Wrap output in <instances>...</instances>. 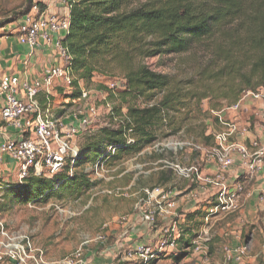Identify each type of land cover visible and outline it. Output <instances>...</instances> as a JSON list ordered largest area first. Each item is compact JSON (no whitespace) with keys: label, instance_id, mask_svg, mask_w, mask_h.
Wrapping results in <instances>:
<instances>
[{"label":"trees","instance_id":"trees-1","mask_svg":"<svg viewBox=\"0 0 264 264\" xmlns=\"http://www.w3.org/2000/svg\"><path fill=\"white\" fill-rule=\"evenodd\" d=\"M65 1L70 29L62 44L72 58L74 87L78 88L79 81L89 88L97 79H120L121 105L127 107L136 139L135 145L126 147L122 128L104 127L98 132L102 144L83 146L79 163L105 160L103 143L119 147L114 160L138 155L157 141L162 126L167 128L166 137L186 131L185 122L191 115L207 122L201 137L209 146L214 144L215 128L211 126L219 122L212 114L221 113L224 103L227 107L236 104L246 91H264V0ZM27 3V14L34 3L46 10L42 2ZM194 47L207 49L211 56L190 78L155 72L146 63L156 57L186 54ZM98 89L108 92L106 85ZM159 95L146 107L134 104ZM94 148L103 155L93 153ZM96 184L84 172L70 176L66 171L52 180L31 176L16 187V198L6 202ZM194 238L190 229L183 231L178 247L189 248Z\"/></svg>","mask_w":264,"mask_h":264},{"label":"rangeland","instance_id":"rangeland-1","mask_svg":"<svg viewBox=\"0 0 264 264\" xmlns=\"http://www.w3.org/2000/svg\"><path fill=\"white\" fill-rule=\"evenodd\" d=\"M28 7L27 0H0V25L4 27L0 30V41L2 43L6 41L3 40L4 36L10 37L14 35L18 25L25 18ZM210 56L211 54L207 49L194 47L186 54L156 57L148 59L146 63L155 72L186 79L193 76L201 64L205 63ZM58 59L59 63L62 64L60 57ZM105 84L106 82L103 80L97 79L89 88H85L99 93L101 90L98 89V86ZM58 89H62L60 90L61 95H64V92L70 93V95L66 94L65 98L72 97L75 93H79L78 96H80V90L77 88L72 91L62 87ZM120 91L121 89L111 93L107 100H104L101 95L95 94L93 96L94 102L99 109V116L92 121L86 132L80 136V150L85 145H98L101 143L98 132L102 128L112 127L117 129L119 122L106 115L104 105L107 102L111 103L119 118H121L124 111L127 113V107L121 105ZM160 96L153 97V99H138L134 104L143 108L155 103ZM64 100V98L59 97L54 105L56 107L62 105L61 107H66V110L56 108L55 114H62L61 116L66 117L70 113L77 112L78 108L83 109L85 104L83 101H78L76 104H66ZM223 105L224 109H226V104L224 103ZM204 107L205 109L208 108V102L204 103ZM247 108L248 110L250 109L248 113L257 117L255 122L261 125L263 119L256 113H262V111L250 103H248ZM216 114H212V116ZM246 114L244 113L243 115ZM190 117L192 118L185 122L186 131L184 130L176 136H164L163 134L166 133L167 128L162 126L159 129L157 141L138 155L114 160V155L110 153L105 158V161L106 168L110 171L108 176L111 180L97 181L98 184L92 187L83 186L78 188L74 186L49 197H37L30 194L29 200H21L19 198L7 203L8 199L16 198L19 191L16 187L21 184L18 178H10L9 182H4L7 177L0 176V223L12 237L27 236L35 250L34 255L41 256V259L37 258L38 263L29 262L28 264H66V261L71 259L78 251L82 253L87 264H233V262H226L225 255L227 249L235 247L232 244L234 239L240 243V247H248V251H251V253L259 251L264 245V210H260L257 213L254 212L252 222L255 225L253 226L245 222V226L240 231L233 230L228 232L222 230L228 221L231 222L230 220H233L232 217L235 220L242 216V211L244 210V198L242 197V208L238 213L229 216L217 215L211 218L204 233L209 239L207 243L208 254L206 256L194 255L193 249L184 248L181 250L179 247L174 252L162 253L157 258L149 261L134 253L136 244L148 243L149 245H156L160 239L139 237L143 231L133 232L132 222L135 220H138V225L147 228L148 233H156L158 230V234L162 237V229L170 228L174 222H177L180 227V225H184L186 217L192 215L187 212H179L177 205L171 217H159L157 223L150 227L144 225L141 221L140 211L134 210L138 196L132 197L142 188L147 187L150 190H154L160 187L167 192H172V197L177 204L180 197L175 196L176 189H184L190 186L187 194H190L192 190L200 192L199 185L192 184L189 180L184 179L166 164V162L174 163L182 168H189L195 160L198 159L201 162L200 152L186 147L181 149L180 146V144L188 142L206 146L201 137V132L203 131V124L206 126L207 122L195 115ZM209 123L211 124L212 122L210 121ZM211 127L217 128L216 125ZM211 145L213 143L209 146ZM103 147L108 146L103 143ZM93 153L98 156L103 155L95 148ZM98 160L77 162L74 173L84 172L89 174L86 169L95 165ZM195 165L197 166V163ZM11 168L13 171L19 170L18 163L14 161ZM134 178H136L135 186L128 189ZM207 188L211 190V196H209L207 202L211 203L214 191L211 187ZM117 189H120L119 193L112 195L105 193V191ZM189 197L193 200L191 195ZM261 198H263V195H261ZM210 205L208 204L207 207ZM56 206L67 213L58 211ZM259 208L261 209V207ZM200 213L204 216L203 212ZM71 214H74V216H71ZM194 215L198 218L195 222L197 227L195 230L197 231L198 227L203 223V216ZM124 216H128L131 219L129 224L125 227L114 226V223ZM105 224H111L112 226L107 230H103ZM247 227L248 229H246ZM101 234L107 235V241L104 244L97 241V237ZM0 264L9 263L2 261ZM254 264L260 263L257 261Z\"/></svg>","mask_w":264,"mask_h":264},{"label":"built area","instance_id":"built-area-1","mask_svg":"<svg viewBox=\"0 0 264 264\" xmlns=\"http://www.w3.org/2000/svg\"><path fill=\"white\" fill-rule=\"evenodd\" d=\"M19 42L23 45L35 49L39 45V40L43 39L47 44L51 43V34L61 31L69 32L70 19H60L48 15L47 10L41 11L38 4L34 3L30 12L18 25ZM63 39L59 38L56 42L58 56L62 64L51 67L41 80L30 82L20 80L14 76H4L0 80V97L3 99V106L0 110V153L7 154L19 165L18 181L20 184L31 176L54 179L60 173L66 172L73 176L76 164L80 157V136L86 132L92 121L99 116L93 96L101 95L104 100L110 96L109 92H116L121 88L120 79L108 80L106 87L108 92L99 93L87 90L82 81L78 82L80 90L79 101L85 102L83 109H79L73 115L57 116L53 113L50 106L44 107L39 100L42 93H50L51 89L62 87L69 91L75 89V75L72 73V58L68 50L62 44ZM252 100L261 104V111L264 118V91H246L240 100L228 107V110L238 112L243 103ZM106 115L114 121H118L117 128H122L126 139L125 146H133L136 139L133 137V129L129 127L127 113H122L121 118L117 116L113 105L107 102L104 105ZM68 120V122L66 121ZM224 130L213 133L214 144L211 146H201L194 142L180 144L181 149L189 148L200 152L207 163H215L217 171L212 177L201 176V169L197 165L189 168H182L178 164H166L177 172L184 179L192 184L199 185L201 188L211 187L214 191L211 205L206 209V217L202 230L192 241V245L187 249H193L194 255H207V243L209 239L204 234L211 218L217 215H234L242 208V197L244 188L241 185L231 186L228 180V170L235 164V158H240L241 164L247 175L254 177L264 166V144L259 140L252 142L251 146L239 142H231L237 135H245L240 131L235 123L224 122L221 120ZM264 123V122H263ZM264 126V124H263ZM18 130L20 135L11 137L6 128ZM118 146H108L106 156L110 153L115 155ZM92 182L110 181L106 168V161L102 158L93 165L89 171ZM208 189V188H207ZM120 189L105 191L112 195L119 193ZM142 193L146 197V202L138 207L141 214V221L151 226L157 223L159 217H171L177 208V204L172 197V192H167L163 188L150 190L143 189ZM56 209L62 213H67L60 207ZM74 216V214H71ZM131 219L128 216L119 218L114 226L125 227ZM105 224L103 230L111 227ZM1 227L0 237V262L7 261L9 264H28L29 262L38 263L41 256L34 255L31 240L27 236L15 238L10 236ZM180 227L174 222L170 228L162 229V237L156 245L138 244L134 253L146 261L157 258L162 253L174 252L178 249L177 240L181 237ZM101 244L106 243L107 235L101 234L97 237ZM264 249V247H263ZM38 258V259H37ZM226 262L237 264H254L250 262L247 247H238L235 250L227 249ZM66 264H87L82 253L78 251ZM220 264V263H217Z\"/></svg>","mask_w":264,"mask_h":264},{"label":"crops","instance_id":"crops-1","mask_svg":"<svg viewBox=\"0 0 264 264\" xmlns=\"http://www.w3.org/2000/svg\"><path fill=\"white\" fill-rule=\"evenodd\" d=\"M36 1L42 2L46 6L48 15L60 19H64V18L70 19V10L65 0H35V2ZM67 35L68 32L66 31H61L60 33L51 34L50 44H47L43 39H41L39 45L35 49H31L29 46L23 45L19 42L20 34L18 28L15 31L14 35L10 37L4 36L3 40L6 41H3V43L0 41V80L4 76H14V77H18L22 81L29 80L30 82L41 80L44 77V74L51 67L58 66L60 64L58 59L59 58L58 53L56 50V42L58 41L59 38L65 39ZM60 90L62 89H58V88L51 89L50 93L48 94L42 93L39 96V100L41 101L42 105L44 107L50 106L52 110H54L53 111L54 114L56 108H61L62 110L63 109L66 110V107H61L62 105H60V107H56V105H54V103H56V100L59 97L64 98L65 99L64 102H66V104H76V102L79 101L78 100L79 97L76 99L70 97L65 98V95L66 94L70 95V93L64 92V95H61ZM248 103L252 104L256 108H259L261 110V104L258 102H254L252 100H247L245 103H243L238 112L230 111L228 110L227 107L221 113H217L215 115L219 117V122L216 125L217 128L214 129L213 133L224 130L221 123L222 120L224 122L235 123L240 131L245 132L244 136L241 134L237 135L231 140V142L243 143L246 144L248 147H250L252 142L256 140H259L261 144H264L263 115L261 112L256 113L259 114V116H261L263 119L261 125L258 122H255L257 117H254L253 115L248 113L250 110V109L248 110L247 108ZM2 106H3V99L0 97V110ZM244 113L247 114L243 115ZM73 114L70 113L69 115H73ZM61 115L62 114H59L57 116H61ZM69 115L66 116V119ZM66 121L68 122V120ZM6 131L11 137H17L20 135V132L18 130L12 129L10 127H7ZM200 160L201 162L198 159L195 160L191 165V167L197 163V165L201 169V176L203 178L212 177L217 171L218 168L217 165L215 163L205 162L202 155ZM13 162L14 161L8 155L0 153V176L7 177V179L6 178L4 179V182H9L10 178H14V179L18 178V169H16V171H13L11 168ZM92 167H88L86 170L90 171ZM227 177L231 186L234 187L236 185H241L244 188V196H243L244 210L242 211V216L240 218L234 220V217H232L233 220H230L231 222L228 221L227 225L223 227L222 230H226L228 232L233 230L240 231L245 226V222H248V224L251 226L255 225L252 222L254 219L252 217L254 215V212L257 213L260 210L261 211L264 210V166L257 175H255L254 177H250L249 175H247L246 170L241 164L240 158L237 156L235 158V164L228 170ZM135 181L136 178H134L131 181L128 189H131L135 186ZM146 188H142L132 196V197L138 196L136 198V204L134 206L135 211L138 210L139 206H141L144 202H146V197L142 193L143 189ZM189 188L190 186H187L184 189L183 188L176 189L174 193L175 196L180 197L177 202L179 212H187L189 214L190 213L192 214L186 217V221L184 222V225H180L179 231L182 235L183 231L190 229L195 234L196 237V235L202 230L204 226V219L206 217L205 211L207 209V205L210 204L209 202H207V200H209V196H211L210 195L211 190L207 188L205 189L201 188L200 192H198L197 190H192L190 191V194H187ZM189 195H191L193 200L190 199ZM261 195H263V198H261ZM259 207H261V209ZM200 212H203L204 216ZM194 214L203 216L202 218L203 223L198 227L197 231L195 230L197 229L195 222L197 221L198 218ZM138 224H139L138 220L132 222L133 232L137 233L138 231L139 232L143 231L139 237L142 238V236H144V238H149V237L158 238V239L160 238V234H158L159 233L158 230L156 231V233L150 234L148 233L149 231L146 230L147 228ZM246 229H248V227ZM138 244H136L135 247ZM232 244L235 247H230L229 248L230 250H235L238 247H240L239 245L240 243L235 239ZM263 247L264 245L259 251L257 252L255 251L254 253L248 251V257L250 259V262L255 263L258 261V263L264 264ZM233 264H237V263L233 262Z\"/></svg>","mask_w":264,"mask_h":264}]
</instances>
